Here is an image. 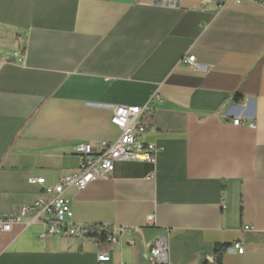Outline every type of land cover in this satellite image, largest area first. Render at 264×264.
<instances>
[{
    "label": "crops",
    "instance_id": "0c3cea01",
    "mask_svg": "<svg viewBox=\"0 0 264 264\" xmlns=\"http://www.w3.org/2000/svg\"><path fill=\"white\" fill-rule=\"evenodd\" d=\"M111 105L143 108L156 179L146 162H122L64 196L75 225L118 241L43 238L42 221L22 216L0 230V264H101L102 252L105 264H205L216 245L229 246L224 264H264V6L0 0V216L51 201L28 179L75 174L77 144L116 141ZM159 239L166 262L151 256Z\"/></svg>",
    "mask_w": 264,
    "mask_h": 264
},
{
    "label": "built area",
    "instance_id": "2783aa9c",
    "mask_svg": "<svg viewBox=\"0 0 264 264\" xmlns=\"http://www.w3.org/2000/svg\"><path fill=\"white\" fill-rule=\"evenodd\" d=\"M210 0H204L205 3ZM232 0H220L221 8ZM258 4L264 6V0H255ZM17 61L23 63V57L15 56ZM190 67L195 66V56L190 55L185 61ZM108 107V106H106ZM113 111L112 124L121 132L118 140L113 142H99L96 146L89 143H79L75 146V153L80 162L75 174L62 177L58 183L53 186L46 185V179L29 178L28 183L31 186L41 187L45 193L53 196L49 202L43 200L36 201L30 207H24L19 212L9 216H0V230L10 232L14 224L21 222L22 216H30L29 224L42 221L44 227L43 238L46 237H67L88 241L93 238L98 243L103 233L106 235V243L114 244L118 241L117 237L107 226L95 225H75L72 221L73 211L70 201L64 196L69 188L77 191L85 190L91 183L98 180H108L115 171L116 165L125 161L146 162L149 170L146 176L148 180H155L157 176V156L161 149L151 143H145L141 140L149 126L142 121L143 110L139 106L131 105H111ZM233 125L241 124L239 118L233 119ZM250 127L255 128L254 124ZM44 218L45 220H42ZM148 224L154 225V217H148ZM96 231H95V230ZM246 231L251 230L245 227ZM93 235V236H89ZM230 250V249H229ZM244 254L245 250L242 241L236 242L231 249ZM167 244L164 239L156 240L151 248V256L159 261L166 262ZM111 257L109 252H102L98 256L101 264L108 263Z\"/></svg>",
    "mask_w": 264,
    "mask_h": 264
},
{
    "label": "trees",
    "instance_id": "16d2710c",
    "mask_svg": "<svg viewBox=\"0 0 264 264\" xmlns=\"http://www.w3.org/2000/svg\"><path fill=\"white\" fill-rule=\"evenodd\" d=\"M22 54L24 55V52H22ZM149 124L152 126L153 124V119L148 120ZM97 226V225H96ZM95 230V229H94ZM96 231V230H95ZM93 236V235H90ZM95 237L100 239L101 244H106V235L105 233H103V235L101 237H98L97 235H95ZM110 245V244H109ZM111 246V245H110ZM229 246L228 245H216L215 246V250H214V255L212 258H210L209 260H207L205 262V264H224L223 263V254L226 250H228Z\"/></svg>",
    "mask_w": 264,
    "mask_h": 264
},
{
    "label": "water",
    "instance_id": "95a60500",
    "mask_svg": "<svg viewBox=\"0 0 264 264\" xmlns=\"http://www.w3.org/2000/svg\"><path fill=\"white\" fill-rule=\"evenodd\" d=\"M14 59L13 58H10L9 61H13Z\"/></svg>",
    "mask_w": 264,
    "mask_h": 264
},
{
    "label": "bare ground",
    "instance_id": "6f19581e",
    "mask_svg": "<svg viewBox=\"0 0 264 264\" xmlns=\"http://www.w3.org/2000/svg\"><path fill=\"white\" fill-rule=\"evenodd\" d=\"M22 57V56H21ZM141 108V107H140ZM143 110V108H141ZM118 140V139H117ZM125 162H129V161H125ZM90 236V235H89Z\"/></svg>",
    "mask_w": 264,
    "mask_h": 264
}]
</instances>
